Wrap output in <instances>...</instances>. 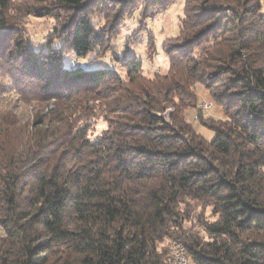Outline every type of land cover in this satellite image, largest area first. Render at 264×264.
<instances>
[{
    "label": "trees",
    "instance_id": "obj_1",
    "mask_svg": "<svg viewBox=\"0 0 264 264\" xmlns=\"http://www.w3.org/2000/svg\"><path fill=\"white\" fill-rule=\"evenodd\" d=\"M33 1L61 21L36 48L0 0V69L13 82L0 84V264H169V240L189 263L264 264L261 0H183L165 70L151 75L134 55L115 53L110 68L63 59L104 47L113 25L97 26V10L122 18L175 0ZM197 84L227 116L199 108L210 141L185 117ZM97 118L107 125L91 138Z\"/></svg>",
    "mask_w": 264,
    "mask_h": 264
},
{
    "label": "rangeland",
    "instance_id": "obj_2",
    "mask_svg": "<svg viewBox=\"0 0 264 264\" xmlns=\"http://www.w3.org/2000/svg\"><path fill=\"white\" fill-rule=\"evenodd\" d=\"M118 1L121 0H114V2ZM139 2L136 4L135 9L130 8L122 18L115 16L116 9L119 6L111 5V7L105 8L104 11L97 10L92 13V20L97 26L106 29L110 28L109 25H113L110 36H108L104 47L96 49L86 56H76L66 49L63 59L64 65L68 68L75 66L110 68L115 63L112 57L116 53L117 55H134L140 59L145 75H151L154 70L163 72L166 67V57L163 55L161 44L166 38L177 34L179 22L184 15L183 0H175L164 9L152 8V6H146ZM261 3L262 11L264 12V0H261ZM43 5L33 0H9L6 12L9 22L16 25L18 31L22 32L23 36L29 39L35 48L51 38L54 29H58L61 26V21L54 16L35 15L36 9H42ZM45 5L50 6V4ZM153 10L155 11L154 13L151 12ZM54 43L58 45L59 41L56 39ZM120 65L117 64L116 66L121 70ZM7 71V66L0 69V84L7 85L5 87L9 91L13 82L9 78ZM8 91H6L5 97H10ZM195 92L197 105L195 107L188 106L185 109V117L199 134L210 141L215 135L214 131L197 118L198 110L201 108L202 103L209 105L208 109L203 110L204 119H226L227 116L221 104L213 98L205 85L197 84ZM8 101L9 99L4 100L3 104ZM106 125L102 118L93 120L89 127V136L94 138L106 128ZM206 214H208V211ZM169 241H165L163 244L168 247ZM189 264L193 263L190 261Z\"/></svg>",
    "mask_w": 264,
    "mask_h": 264
},
{
    "label": "built area",
    "instance_id": "obj_3",
    "mask_svg": "<svg viewBox=\"0 0 264 264\" xmlns=\"http://www.w3.org/2000/svg\"><path fill=\"white\" fill-rule=\"evenodd\" d=\"M201 107L203 109H208L209 105H207L206 103H202ZM168 249L175 250V257L168 258L169 264H173V261H180V264H189V259L186 254L185 247L181 242L176 240L169 241Z\"/></svg>",
    "mask_w": 264,
    "mask_h": 264
},
{
    "label": "bare ground",
    "instance_id": "obj_4",
    "mask_svg": "<svg viewBox=\"0 0 264 264\" xmlns=\"http://www.w3.org/2000/svg\"><path fill=\"white\" fill-rule=\"evenodd\" d=\"M175 257V250H169V258ZM173 264H180V261H173Z\"/></svg>",
    "mask_w": 264,
    "mask_h": 264
}]
</instances>
